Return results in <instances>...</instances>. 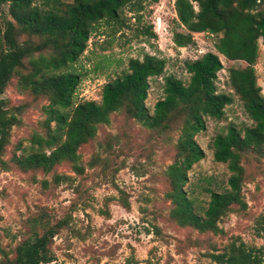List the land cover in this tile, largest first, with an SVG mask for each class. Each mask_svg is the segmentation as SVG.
I'll return each instance as SVG.
<instances>
[{
    "label": "trees",
    "instance_id": "1",
    "mask_svg": "<svg viewBox=\"0 0 264 264\" xmlns=\"http://www.w3.org/2000/svg\"><path fill=\"white\" fill-rule=\"evenodd\" d=\"M146 0H0V170L10 167L3 160L10 145L11 131L22 125L28 102L13 104L3 98L17 78V90L35 100H44V134L30 138V151L15 153L10 161L22 173L49 174L57 165L68 163L76 175L83 174L79 149L94 139L98 126L108 124L113 114L140 125L158 136L177 132L173 162L167 167L171 218L181 227L200 233H217V223L226 215L246 207L241 190L252 180L246 166L252 157L258 166L264 158V96L257 85L255 63L258 40L264 42V0H175L176 23L173 43L182 48L194 43L193 34L204 33L217 39L215 49L227 61L242 63L228 69L226 84L241 101L252 125L238 129L230 124L224 134L212 141L213 160L229 172L227 189L209 192L203 216L194 211L193 202L183 190L187 172L204 158L195 136L205 130V119L220 120L232 97L218 92L216 80L223 65L217 54L208 52L199 59L186 61L187 83L170 75L163 78V96L149 114L145 100L149 80L164 75L166 61L145 54L130 59L127 71L107 82L101 99L74 103L81 75L70 70L85 52L92 33L101 23L121 28L124 11L139 19ZM157 3L158 0H150ZM259 7L263 9L258 10ZM151 27L144 30L155 35ZM53 124V126H52ZM148 143H154L151 136ZM99 157H94L96 164ZM67 176L54 175L56 184ZM47 186V181L42 182ZM120 205L128 209L127 200ZM108 215L107 211H103ZM67 224L54 225L42 218L33 219V230L5 257L7 264H50L55 261L50 245ZM256 232L264 241V216L256 221ZM237 240V241H236ZM213 264H264V246L248 247L239 238L221 253H208ZM55 264V263H54ZM125 264H131L126 260Z\"/></svg>",
    "mask_w": 264,
    "mask_h": 264
},
{
    "label": "rangeland",
    "instance_id": "2",
    "mask_svg": "<svg viewBox=\"0 0 264 264\" xmlns=\"http://www.w3.org/2000/svg\"><path fill=\"white\" fill-rule=\"evenodd\" d=\"M175 0L143 1L139 19L124 11L121 28L101 23L92 33L85 52L70 68L81 75L74 103L101 99L102 87L127 71L130 59L145 54L165 59L164 75L149 80L145 100L148 113L163 96V78L174 76L187 83L186 61L203 54H217L223 65L218 73V92L232 97L220 120L205 119V130L195 136L204 158L187 172L183 190L192 200L194 211L203 216L209 192L227 189L229 172L224 164L213 160L212 141L233 124L238 129L253 123L244 112L241 101L227 86L228 69L242 63L227 61L215 49L217 39L204 33L193 34L194 43L178 48L173 43L176 23ZM263 9L259 7L258 10ZM150 28L155 35L148 36ZM257 85L264 96V42L258 40L255 63ZM17 78L3 94L13 104L28 102L22 125L11 131L10 145L3 160L8 170H0V264L33 230V219L42 218L54 225L66 221L50 245L55 259L50 264H213L208 253H221L233 238L248 247L260 248L256 221L264 216V158L260 166L251 158L246 166L247 181L241 190L246 207L223 217L217 233H200L192 227H181L171 218L172 205L165 172L173 162L176 133L158 136L137 123L127 121L121 113L113 114L108 124L98 126L97 133L78 153L83 174L76 175L68 163L54 167L49 174L40 171L19 172L11 165L15 153L23 156L31 147L30 138L44 134L42 123L44 100H35L17 90ZM53 126V124H52ZM151 136L154 143H148ZM94 157H99L96 164ZM69 179L60 184L54 175ZM47 181L43 187L42 182ZM127 200L129 208L120 205ZM108 215H104L103 211ZM237 241V240H236Z\"/></svg>",
    "mask_w": 264,
    "mask_h": 264
}]
</instances>
